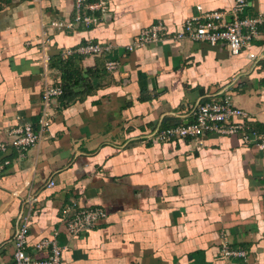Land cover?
Segmentation results:
<instances>
[{"label":"crops","instance_id":"obj_1","mask_svg":"<svg viewBox=\"0 0 264 264\" xmlns=\"http://www.w3.org/2000/svg\"><path fill=\"white\" fill-rule=\"evenodd\" d=\"M246 1L244 15L264 12V0ZM233 2L108 0L86 27L73 23V0H0V142L25 122L40 129L43 85H62L49 63L65 48L111 42L120 63L107 71L105 57L77 56L79 77L51 100L37 142L23 157L11 145L0 152L1 264H12L23 222L30 256L39 257L33 242L55 234L65 264H264V149L236 135H209L202 144L145 139L191 120L199 104L225 98L264 132V25L248 48L252 59L189 39L124 48L156 21L172 32L191 15ZM72 204L106 216L69 238L64 212ZM221 240L246 256L221 258Z\"/></svg>","mask_w":264,"mask_h":264},{"label":"built area","instance_id":"obj_2","mask_svg":"<svg viewBox=\"0 0 264 264\" xmlns=\"http://www.w3.org/2000/svg\"><path fill=\"white\" fill-rule=\"evenodd\" d=\"M73 1L76 8L73 23H80L86 27L96 24L108 6V0ZM246 6V0H234L228 8L191 15L183 20L180 29L172 32L166 24L156 21L142 28L139 34L124 45V48L131 51L165 38L189 39L195 42H206L212 46L225 44L231 56H237L246 51L247 57L252 59L255 54L248 48L251 41L260 35V27L264 25V12L255 16L244 15ZM45 35L47 32L43 31L41 58L46 69L49 55L46 53L48 38ZM116 47L117 45L111 42L88 40L78 46L65 48L61 52V58L66 59L71 55L103 56L105 57L104 68L107 71H115L120 66L119 60L111 57ZM44 76L46 78L47 74ZM62 93L63 87L60 83L51 84L46 80L41 92L42 110L38 118L40 129L35 131L30 122L15 127L8 133L7 140L0 142V152H4L8 145H11L15 148L18 157H23L37 142L41 133L47 129L50 122L51 100ZM209 135H236L243 144L255 145L264 149V132L256 130L249 123L248 112L234 106L227 98L203 102L197 106L191 120H182L165 128L154 130L145 136V139L152 142H165L173 138H186L202 144ZM53 184V181L48 183L49 186ZM32 200L33 198L30 197L27 202ZM67 211L64 212V218L66 234L69 238L97 225L106 216L101 208L84 207L79 204H72ZM28 233V224L23 222L14 234L12 264H65L62 256L64 247L58 244L55 234L41 237L32 243L39 255L38 258H34L27 251ZM220 246V257L223 259L244 257L247 254L242 248L230 247L225 240H221Z\"/></svg>","mask_w":264,"mask_h":264},{"label":"trees","instance_id":"obj_3","mask_svg":"<svg viewBox=\"0 0 264 264\" xmlns=\"http://www.w3.org/2000/svg\"><path fill=\"white\" fill-rule=\"evenodd\" d=\"M77 59H78L77 55H71L67 57L65 60H63L61 59L59 53V56L53 57L51 59V62L49 63L50 67H58L60 69L64 92L65 89H67V87L69 86V82L72 81L73 79L76 80L77 77H79L78 68L76 66V61H78Z\"/></svg>","mask_w":264,"mask_h":264}]
</instances>
